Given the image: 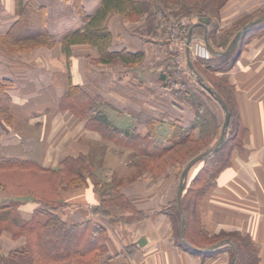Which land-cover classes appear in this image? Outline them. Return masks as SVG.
I'll list each match as a JSON object with an SVG mask.
<instances>
[{
    "label": "crops",
    "instance_id": "crops-1",
    "mask_svg": "<svg viewBox=\"0 0 264 264\" xmlns=\"http://www.w3.org/2000/svg\"><path fill=\"white\" fill-rule=\"evenodd\" d=\"M8 1L12 4L11 11L0 14L13 17L6 21L10 23L0 35L6 34L18 19L27 0ZM60 1L71 3V0ZM139 1L142 4L140 19L126 20L113 14L106 22L111 34L108 52H137L135 59L100 61L98 48L87 43L71 44L66 55L61 48L62 37L83 24L77 12L79 18H74V23L60 31V35L49 37L50 45L17 52L0 46V87L10 98L7 108L10 118L8 121L0 119V160L16 158L38 169L50 170L59 167L68 156L85 154L92 161L96 156L93 157L94 149L101 148L102 157L95 158L100 163L96 172L101 169L102 174L106 170L110 175L111 171L121 175L120 191L134 199H131L133 206L143 209L145 217L139 221L113 223L109 215L93 213L89 208L99 204L100 196L89 179L73 187L62 184L59 195L64 203L62 218L65 221L81 223L90 219L106 229L108 250L104 259L108 258V264H236V245L229 238H222L225 241L212 249H198L188 243V247L182 245L176 213L170 208L175 199L172 188L167 186L160 191L152 172L139 167L138 172L130 173L127 167L131 165H124L126 162L122 164L124 172H118L111 162L122 161L125 148L111 153L110 140L67 103L71 84L90 96H99L103 100L101 112L119 129L132 128L143 136L151 134L158 124L163 129L169 128L159 119L160 116L169 118V110L172 116L175 105L166 99L165 109L159 105L158 98L162 91L166 97L171 93L160 85V72L172 55L162 32L141 24H146L144 20L154 4ZM224 2L220 11L232 12L238 17L264 9V0ZM81 3L86 14H92L101 0H81ZM39 4L45 6L47 18L48 6ZM112 18L122 19L123 26L111 27ZM261 29L264 27L250 36L233 69L221 74L233 85L239 124L246 132L238 139L240 147L231 153L230 165L218 173L214 186L199 203L201 220L210 234L221 231L247 234L256 251V264H264V32L258 34ZM205 31L203 27L201 34L192 32L191 42H203ZM162 54L169 56L161 59ZM128 86L134 87L133 92H127ZM181 109L180 112H184ZM182 118L184 123L181 124L190 126L192 117L184 112ZM11 198L15 201L14 207L7 205ZM37 207L31 196L11 197L0 187V257L6 259L10 251L26 242L23 234H14L11 228L30 218ZM121 212L119 207L112 210V214Z\"/></svg>",
    "mask_w": 264,
    "mask_h": 264
},
{
    "label": "trees",
    "instance_id": "trees-1",
    "mask_svg": "<svg viewBox=\"0 0 264 264\" xmlns=\"http://www.w3.org/2000/svg\"><path fill=\"white\" fill-rule=\"evenodd\" d=\"M71 3L80 15V19L83 20V24L62 37L61 48L66 55L70 52L69 46L71 44L87 43L98 48L100 61L109 62L116 59L128 61L138 56L136 55L137 52L131 53L125 50L108 52L111 34L106 22L108 17L113 14H118L126 20H138L142 10L141 1L101 0L100 6L92 14H86L81 0H71ZM150 13L146 18L152 27L154 18ZM202 15L200 21L193 26L192 32L203 33L202 26L205 24L207 27L206 37L212 48L216 51L223 50L231 42L237 31L219 28L216 23L212 22L209 15ZM46 20L44 5L36 3L34 0L25 1L18 19L11 25L6 34L0 35V46L9 51L17 52L28 50L34 46L50 45V38L45 26ZM263 23L264 20L250 26L240 36L237 44L226 53L212 54L211 58H208L209 60L203 59V57H191L194 68L206 76L210 87L225 100L230 114L228 130H233L215 151L198 160L203 161V164L192 174L189 180L186 179L181 192V209L185 217L181 242L186 247H188L186 244L188 243L195 248H202L212 245L222 238H229L236 245V264H256V251L249 237L239 231H221L219 234H210L201 220L199 203L207 191L214 186L218 173L230 165L232 151L240 147V144L237 143L240 132L242 131L243 134L246 132L245 128L239 124L240 116L236 108L233 85L221 74L230 71L235 66L242 51L239 45L245 35H254L251 34V29L264 27ZM35 24L38 25L36 31L31 36L24 37V33L33 28ZM165 73L160 72V81L162 86L168 88L175 75ZM67 96V103L74 107L75 113L88 118V122L93 128L100 131L103 137L117 139L120 143L137 151L141 156L140 159L146 162L145 169L150 171H153L154 165L151 161L154 162L155 158L161 161L165 152L192 136L190 133L191 126L171 123V136L173 138L170 139L172 144L163 145L160 149L158 148L159 145L153 143L150 134L141 136L136 131L115 127L98 107V100L101 99L99 96H90L85 90L78 89L77 86L71 84L67 90ZM9 103L10 98L2 92L0 87V119L5 121L10 118L7 110ZM193 156L195 154L187 156L188 158L185 157L184 159L187 158L185 164ZM163 166L162 163H158L157 169H162ZM103 171V178H101L104 180L102 182L101 178L97 177L90 157L85 154L68 156L59 167L50 170L38 169L25 160L1 159L0 187L11 197L31 196L38 207L30 218L23 220L19 225L15 223V228H11L14 234H23L26 242L20 248L10 251L6 259L0 257V264H108V258L104 259V254L108 250L106 229L101 225H96L90 219H85L81 223L65 221L62 218L64 203L59 195L62 184L65 187H72L84 184L89 178L100 196L97 209L109 215L113 223L133 221L134 217L130 215L137 214L139 211L120 191L122 180L116 181L109 177L112 183H108L106 182L108 171ZM86 176L88 177L86 178ZM14 202L11 198L7 205L14 207ZM116 207L122 211L120 215L112 214V210ZM175 211L177 216L181 218L177 205Z\"/></svg>",
    "mask_w": 264,
    "mask_h": 264
},
{
    "label": "rangeland",
    "instance_id": "rangeland-1",
    "mask_svg": "<svg viewBox=\"0 0 264 264\" xmlns=\"http://www.w3.org/2000/svg\"><path fill=\"white\" fill-rule=\"evenodd\" d=\"M89 1L92 2V0ZM37 2L46 4L48 6L46 28L48 31V36L50 38L60 35V31H63L64 29L68 28L70 24L74 23V18L80 17L79 15H77L76 11L72 8L71 3L62 2L60 0H37ZM143 3L145 2L143 1ZM224 3H225L224 0H147V3H145L152 5L154 4V6L151 7L152 13H150L152 15V18H154V20H152V24L153 23L154 24L152 25L151 28L160 30L162 34L165 36L163 37V40L164 38L168 39L169 46L167 45L166 47L169 50L170 56L172 55L171 58L168 57L169 55H164V54L160 55L161 59H163L164 56H166V58L168 57V64L164 65V68L162 69L161 72H166V73L168 72V74L170 75L172 74L175 75V77H173L170 83L168 81V83L170 84V86L168 87V89H170L169 92H171L170 95L166 97L165 93L164 95L162 94L163 92L162 91L158 98L159 105H162L165 109H166V101L168 99H169V104L172 103L175 105L173 111L174 113L172 112V116L169 114L171 113V111L169 110L168 113L169 118L167 116H160L161 118L159 119L161 123L165 121L167 127L169 128L163 129L161 128V124H158V126L153 128V131H151L150 138L153 140V143L159 145L158 148L160 149L163 147V145L172 144L170 138L173 137L171 136L172 130H169L172 129L170 128L171 127L170 123L184 126L183 124H181L184 123L182 118L184 112L188 115V117L190 116L192 117V120L190 121V126H191L190 133L192 136L189 137V139L186 140L185 142L178 143V145H175L173 149H170L169 151L165 152L163 154L161 161L157 160V158H155L154 162L151 161V163L154 164L152 167L153 171L147 169L148 171L152 172L153 181L156 182L157 186L160 188V191H162L164 188L169 186V188H172V191L174 193V198H175V192H176L177 184L179 182L181 171L185 166L184 164L186 162V159L188 158L187 156L189 155L191 156L194 154L197 155L214 146V144L219 139L221 133V127L224 121V111L220 103L216 99H214L204 89L202 85H200L197 82L196 76L193 74V72L187 65L185 46L183 53H179L175 50L174 39L173 38L171 39L169 36L170 33L169 25H171L174 20L175 23L184 21V24L179 27L178 36L181 37L182 42H186L188 30L190 29L191 26L195 25L194 23L200 21L201 16H203L202 14L210 13L209 17L212 19V22L218 25L219 28H227V29H231L232 31L233 30L238 31L244 25V23L245 24L248 23L250 20L254 19V17L256 18V16L258 17L264 12V9L260 11L253 10L254 12L253 15L250 14L248 16L238 17V16H234L232 12L226 13L220 11L221 6L224 5ZM11 8H12V4L8 0H0V13L4 14L5 11H11ZM12 17H13L12 14H10V16L6 14L4 17H2L0 14V31H3L4 28L9 25L10 21L8 22L6 21L11 19ZM144 21L146 22V24L144 22H142L141 24H144L143 26L145 28L151 29L149 26L150 24H148L149 23L148 18H145ZM123 24L124 22L122 19L112 18L110 21L111 27L115 25L118 28H121ZM37 26L38 25L35 24V26H33V28H31L29 31L27 30L23 36L24 37L31 36L36 31ZM202 27H205V29L207 30L205 24ZM180 28L181 29L184 28V30H181ZM256 31L259 30L251 29L250 32L251 34L252 33L254 34V32L257 33ZM263 32L264 30L261 29V31L258 34L260 35ZM250 38H251L250 36L245 35V38L243 39V41H241V44L239 45L241 50L246 47L245 46L246 42ZM192 46L193 45H191V47L189 46L190 58L191 57L202 58V57L194 56L192 54ZM236 49L234 50V52L236 51ZM3 56L6 57V55ZM211 56L212 53L210 52L209 56L203 57V59L206 60L208 58L210 59ZM179 58L181 61H178ZM169 66L170 69H168ZM196 71L201 76L203 82L210 86V84L208 83L209 80H207L206 76L202 74V72L198 70ZM160 85L162 86L161 82ZM132 89H134V87L128 86L127 92L130 93V90L132 91ZM102 104H103V100L102 99L98 100L97 103L98 107H101ZM181 108H183L184 112H180L179 109ZM130 130L136 131L135 129L132 128ZM232 130L233 129L228 130L227 128L226 136H228V134H230ZM242 135L243 133L241 131L239 137H241ZM109 140L112 145V146L110 145L111 153L117 152L118 151L117 149L120 147L125 148L126 150V152L121 155L122 161L111 162V164L115 165V167L117 168L116 170H118V172L119 170L120 173L124 172L123 170L125 169L122 167V164H124L123 162H126V164H124L126 166L131 165L130 168L127 167L130 173L133 171L138 172L140 168H145L146 162L140 159L141 156L137 151L133 150L129 146L120 143L117 139H109ZM100 151L101 148H95L93 157L96 155L95 158L100 159L102 157ZM185 157L187 158L184 159ZM95 158H93L92 163L96 171L97 170L96 167H99L100 163H98ZM157 162L162 163L164 165L162 169L159 170L157 169V164H158ZM202 164L203 161H196L188 170L186 179L189 180L192 174L199 167H201ZM99 171H101V169H99ZM99 171H97L96 174L98 178H101L102 172L100 173ZM108 175H109L107 177L108 180L106 181L108 183H112V180H116V181L120 180L119 178L121 176V175L120 176L117 175L115 172L113 173L112 171H111V175L110 173H108ZM87 177L88 176H86V178ZM102 178L101 181L103 182L104 179ZM128 199L130 200V202L134 200L132 197L131 198L128 197ZM98 206L99 205L97 206L95 205L90 207L89 209L92 210V212L95 214L100 213L101 215L108 216L107 214H104L102 210L97 209ZM170 208L171 211L176 210L175 199L173 203L170 205ZM138 211L139 213L130 215L131 217L132 216L134 217L133 221H139L140 219H143L145 217V211L143 209H138ZM175 213L176 214L174 215L178 220V224L179 226H181V218L177 216L176 211ZM117 214L118 213H116V215ZM96 225L99 224L96 223ZM203 248L206 247H202L198 249H203Z\"/></svg>",
    "mask_w": 264,
    "mask_h": 264
},
{
    "label": "water",
    "instance_id": "water-1",
    "mask_svg": "<svg viewBox=\"0 0 264 264\" xmlns=\"http://www.w3.org/2000/svg\"><path fill=\"white\" fill-rule=\"evenodd\" d=\"M264 20V13L261 14L260 16L250 20L248 23L244 24L235 34V36L233 37V39L231 40V42L228 44V46L226 48H224L223 50L220 51H216L212 48V46L210 45L209 41L207 40L206 34L204 33L203 35V42L205 44V46L207 47V49L212 53V54H223L226 53L228 51H230L238 42L240 36L252 25L261 22ZM192 28L193 26L190 27V29L188 30V35H187V40H186V46H185V55H186V61H187V65L188 67L191 69V71L193 72V74L196 76L197 82L202 85L207 92L214 98L216 99L223 111H224V121L222 123V127H221V133L219 136V139L217 140V142L214 144V146L208 150H205L195 156H193L191 159L188 160V162L185 164V166L183 167L180 177H179V182H178V186H177V190H176V196H175V200H176V205L177 208L180 212V216H181V226H180V232H181V236L183 238V233H184V225H185V217L184 214L182 212L181 209V192L183 190V187L185 185L186 182V176H187V172L190 169V167L199 159H202L206 156H208L209 154H211L213 151H215L225 140L226 134H227V128H228V124H229V119H230V114L228 111V107L227 104L225 102V100L219 96L209 85L205 84L201 78V76L198 74V72L196 71V69L194 68L192 62H191V58H190V50H189V45L192 41ZM225 240H220L219 242L212 244L205 249H212L213 247H216L217 245L221 244L222 242H224ZM228 241V240H227ZM237 257V252L235 250V256H234V260ZM235 264V263H234Z\"/></svg>",
    "mask_w": 264,
    "mask_h": 264
},
{
    "label": "built area",
    "instance_id": "built-area-1",
    "mask_svg": "<svg viewBox=\"0 0 264 264\" xmlns=\"http://www.w3.org/2000/svg\"><path fill=\"white\" fill-rule=\"evenodd\" d=\"M174 21L172 22L171 25H169V31H170L169 36L171 39L172 38L174 39L175 50L179 53H183L184 46H186L185 45L186 42H182L181 37L178 36L179 35L178 31H179V27L184 24V21L183 22L181 21L179 23H175ZM181 30H184V28H182ZM191 45H193L192 54L194 56H197V57H208L209 56L210 51L205 46L204 42H201V41L191 42L189 46L191 47ZM178 61H181L180 58Z\"/></svg>",
    "mask_w": 264,
    "mask_h": 264
}]
</instances>
